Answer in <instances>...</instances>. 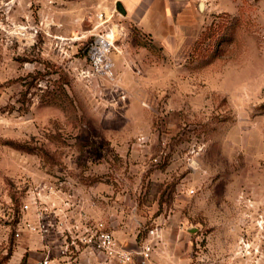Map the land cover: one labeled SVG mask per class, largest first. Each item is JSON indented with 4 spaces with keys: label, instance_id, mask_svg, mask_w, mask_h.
<instances>
[{
    "label": "rangeland",
    "instance_id": "obj_1",
    "mask_svg": "<svg viewBox=\"0 0 264 264\" xmlns=\"http://www.w3.org/2000/svg\"><path fill=\"white\" fill-rule=\"evenodd\" d=\"M126 3L0 0V264L37 192L148 264H264V0H141L148 31Z\"/></svg>",
    "mask_w": 264,
    "mask_h": 264
},
{
    "label": "built area",
    "instance_id": "obj_2",
    "mask_svg": "<svg viewBox=\"0 0 264 264\" xmlns=\"http://www.w3.org/2000/svg\"><path fill=\"white\" fill-rule=\"evenodd\" d=\"M113 14L99 12L98 23L108 22ZM113 42L111 29L97 36L89 50L94 65L107 67L106 55ZM34 196L22 206V209H32L33 218H21L15 233L19 236L22 230H27L35 236V256L30 255L23 264H148L150 261L155 247L153 240H144L136 249L127 248L104 219L75 215L77 205L66 202L62 207L56 201L40 199L39 192ZM158 234L157 227L149 231L151 237Z\"/></svg>",
    "mask_w": 264,
    "mask_h": 264
},
{
    "label": "crops",
    "instance_id": "obj_3",
    "mask_svg": "<svg viewBox=\"0 0 264 264\" xmlns=\"http://www.w3.org/2000/svg\"><path fill=\"white\" fill-rule=\"evenodd\" d=\"M130 3L132 5H128L129 3H126L128 8H126L128 10V15H129V18L130 19H133L140 27L141 29H144L145 31H148L144 28V25H145V11L142 9V10H138V7L140 6V1L141 0H134L132 2V0H129ZM167 1V0H166ZM138 3V7L136 9V7H134V10H133V5H137ZM141 7V6H140ZM142 8V7H141ZM171 14H178V15H181V12L180 10L178 9H175L174 7H172V9L170 10ZM152 33V32H151ZM86 216H88L87 214H85ZM34 243H36L35 241V238L33 239Z\"/></svg>",
    "mask_w": 264,
    "mask_h": 264
}]
</instances>
